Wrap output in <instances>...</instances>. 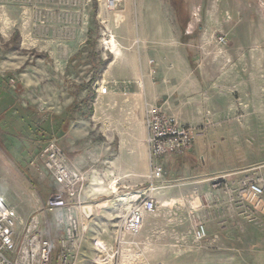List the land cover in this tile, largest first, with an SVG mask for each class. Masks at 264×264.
I'll use <instances>...</instances> for the list:
<instances>
[{
    "label": "rangeland",
    "instance_id": "1",
    "mask_svg": "<svg viewBox=\"0 0 264 264\" xmlns=\"http://www.w3.org/2000/svg\"><path fill=\"white\" fill-rule=\"evenodd\" d=\"M148 5L160 9L163 24L195 58L233 59L227 78L213 82L219 93L215 99L226 110L215 112L202 133L194 134L191 152L164 157L167 168L154 182L157 188L147 191L155 210L143 215L135 233L126 230L123 220L149 186V158L144 181L126 185L132 193L127 199H121L119 189L112 203L91 206L87 217L74 187L67 201L75 208L80 233L67 264H264V0H96L95 9L92 0H0V197L30 210L31 201L34 209L56 191L42 162L31 164L42 141L52 139L42 137L46 121L39 130L40 114L32 111L23 123L15 112L4 115L7 106L58 108L66 96L72 98L91 67L83 60L62 77L65 60L80 46V58L97 53V61L106 64L112 55L107 46L116 55L125 42L134 49L138 33L132 32L144 25ZM14 30L21 49H13ZM111 32L119 45L108 41ZM221 35L225 43L219 42ZM204 40L210 41L207 49L199 51ZM100 85L95 84L97 90ZM251 182L263 186L253 200L245 192ZM85 185L83 179L81 188ZM53 212L41 207L27 220L45 217L40 227L52 238L53 264H58L63 231L55 218L59 211ZM200 225L205 235L198 239L194 231Z\"/></svg>",
    "mask_w": 264,
    "mask_h": 264
},
{
    "label": "crops",
    "instance_id": "2",
    "mask_svg": "<svg viewBox=\"0 0 264 264\" xmlns=\"http://www.w3.org/2000/svg\"><path fill=\"white\" fill-rule=\"evenodd\" d=\"M148 6L144 8L146 24H141L132 32L138 33L134 49H131L132 43L127 42L122 48L111 32L120 50L116 55L107 46L112 55L101 74L95 70L97 59L79 57L82 46L65 60L59 75L62 77H67L69 70L76 69L83 60L91 67L90 77L76 85L72 98L66 96V102L58 108L50 104L25 108L27 104L23 103L18 107L27 119H31L32 111L34 115L40 114V122L35 127L41 130L43 121H46L42 137L46 134L55 139L67 156L68 167L85 179L86 187L78 191L77 198L79 203H84L80 208L85 217L91 215V206L98 208L100 203L103 206L112 203V194L119 189L123 192L118 194L121 199H127L125 195L132 193L125 191L126 185L144 181L142 178L147 172L148 160L145 112L149 105H161L177 121L195 128L196 136L202 133L200 129L211 122L215 112L226 110V105L221 106L219 99H215L219 93L213 90V82L227 78L228 71L232 69L228 70L226 66L233 59L195 58L187 52L186 45L179 41L168 25L163 24L160 9ZM124 32L129 33L128 27L124 28ZM10 37L6 44L11 46ZM209 42L202 41L199 51L207 49ZM84 45H87L86 41ZM13 49H21L20 44ZM90 79L92 81L87 85ZM95 84H101L98 90ZM20 88L21 84H18L17 90ZM83 90L84 93L79 96ZM88 97L91 99L86 100ZM193 147L194 144L187 153ZM161 160L166 170L164 158ZM31 202L28 206L30 210H22L21 205L7 201L13 204L22 220H27L44 204L40 202L33 209ZM36 218L42 221L45 217L37 214Z\"/></svg>",
    "mask_w": 264,
    "mask_h": 264
},
{
    "label": "built area",
    "instance_id": "3",
    "mask_svg": "<svg viewBox=\"0 0 264 264\" xmlns=\"http://www.w3.org/2000/svg\"><path fill=\"white\" fill-rule=\"evenodd\" d=\"M218 40L221 43L226 42L223 35L219 36ZM145 126L149 158V186L146 191L151 192L157 188L154 182L162 178L165 172L160 160L167 156L187 153L193 146L195 128L180 123L159 104L146 108ZM38 160L42 162L46 174L56 185L55 193L47 197L43 208L51 212L59 211L56 221L62 226L63 234L59 238L58 264H67L73 256L72 250L78 246L80 233L75 208L68 204L67 199L69 194H73L74 187L78 186V191L80 190L83 178L68 167L65 152L54 139L41 146L31 164L36 166ZM245 192L253 200L262 195L263 186L258 182H251ZM154 210V199L150 193L144 192L134 200L124 216L126 230L135 233L143 215ZM39 221L36 217L23 221L15 207L0 197V264H53L52 238L42 230ZM194 235L198 239L203 238L204 227H197ZM99 247L103 248L100 244Z\"/></svg>",
    "mask_w": 264,
    "mask_h": 264
},
{
    "label": "trees",
    "instance_id": "4",
    "mask_svg": "<svg viewBox=\"0 0 264 264\" xmlns=\"http://www.w3.org/2000/svg\"><path fill=\"white\" fill-rule=\"evenodd\" d=\"M92 1H93V4H94V9H95L96 8V0H92ZM94 14H95V11L93 13V16H94ZM18 38H19L18 37V31H14L11 39H12V42L15 41L14 44H13V46L16 47V48L18 47ZM88 56H89V58H92V60L95 61L96 56H97V53L96 54H94V53H88ZM95 64H96V67L95 66L94 67H95V70L97 71L99 69V67L103 69L106 66V61L98 60ZM98 73L100 74V71ZM9 77H10V72H5V76H4L5 79L4 80L7 81V78H9ZM1 79H3V78H1ZM91 81H92V79H90L86 84L89 85L91 83ZM0 85L2 86V83ZM83 87H84V85H83ZM89 99H91V97L90 98L89 97L86 98V100H89ZM18 109L15 106L14 109L11 110V108L9 106L5 110V111H7V110H9V111L5 112L4 115L6 117H10L11 115H14V112H15V114H17V121H20V122H23L24 123V120L26 121V119H27V118H25L26 115H24V113L22 112V110H20V109L18 110ZM0 114H2V113H0ZM26 128H29V127L26 125Z\"/></svg>",
    "mask_w": 264,
    "mask_h": 264
},
{
    "label": "bare ground",
    "instance_id": "5",
    "mask_svg": "<svg viewBox=\"0 0 264 264\" xmlns=\"http://www.w3.org/2000/svg\"><path fill=\"white\" fill-rule=\"evenodd\" d=\"M106 40H107V39H106ZM108 41L111 42L112 45H114V37H113V36H111V37L108 39ZM112 49H113V48H112Z\"/></svg>",
    "mask_w": 264,
    "mask_h": 264
}]
</instances>
